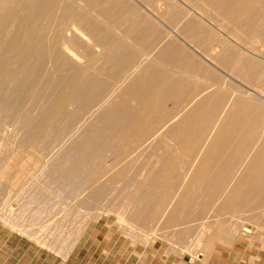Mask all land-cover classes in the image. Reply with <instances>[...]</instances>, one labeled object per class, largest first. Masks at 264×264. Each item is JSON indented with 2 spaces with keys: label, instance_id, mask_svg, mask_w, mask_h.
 Here are the masks:
<instances>
[{
  "label": "crops",
  "instance_id": "1",
  "mask_svg": "<svg viewBox=\"0 0 264 264\" xmlns=\"http://www.w3.org/2000/svg\"><path fill=\"white\" fill-rule=\"evenodd\" d=\"M104 6L111 29L121 25L120 0H104ZM136 15L135 9H128L127 16ZM170 18L169 29L157 21L166 30L158 29L154 39L141 37L138 23L125 20L135 48L128 57L119 58L117 66L123 76L137 69L139 84L154 87L153 97H145L152 100L151 106L163 108L154 107L149 115L167 127L160 132L169 142L148 146L154 152L150 155L153 165L149 163L150 189L140 198L146 203L134 218L142 234L126 240L118 230L94 224L71 253L60 258L0 227V264H188L173 257L171 249L182 247L198 233L189 225L205 224L210 215V233L198 237L201 241L196 239L207 253L198 264L251 262L249 245L238 233L253 217L260 219L264 208L259 205L264 201V58L253 56L214 24L231 23L226 17L176 14ZM114 39L128 53L123 42ZM190 119L195 128H175ZM166 133L171 138L182 135L189 145L178 142L181 136L170 141ZM191 144L196 148L190 149ZM162 216L165 239H142Z\"/></svg>",
  "mask_w": 264,
  "mask_h": 264
},
{
  "label": "rangeland",
  "instance_id": "2",
  "mask_svg": "<svg viewBox=\"0 0 264 264\" xmlns=\"http://www.w3.org/2000/svg\"><path fill=\"white\" fill-rule=\"evenodd\" d=\"M67 1L73 5L75 12L84 15L89 23L108 25V19L105 21L96 11L87 12L85 5L81 1L63 0L61 3ZM220 2L223 3L222 0H152L149 3L144 0H120L123 8H121V14L118 17L122 18L120 21L134 20L139 25L136 29L138 30L137 33H141V37L144 35L150 37L151 35L152 39H154L156 37L155 32L158 29H164L165 25L169 29L171 26V23L169 24L170 16L176 14H186V17L204 14H220V16H223L218 13L219 9L225 8V5L219 6ZM243 5H247L249 9L256 7V14L262 16L264 14V3L261 1H251L250 4L248 0H244ZM129 8L135 9L138 15L127 16ZM226 18L230 19L229 17ZM124 21L121 22V25L117 24L112 28V34L113 37L123 42L125 48L129 49L128 54H131L135 48V43L133 38L126 33L128 23ZM157 21L164 24V26ZM214 24L219 25L222 30H226L225 34L229 35L235 43L243 46L252 54H257L264 58V37H260V33H257L259 26L255 31H251V25L249 28L244 17L231 23L215 22ZM223 25L226 27L224 28ZM100 52L102 53V50ZM103 55H106L105 52L102 55L100 54V56ZM88 63H91L90 58ZM129 73V75L132 74L131 72ZM126 78L122 75L120 80L112 82L110 78H106L105 72L104 80L107 84L109 83V92L107 91L108 93L105 96L106 100L110 99L112 101L119 92L122 93L121 91L125 89L123 85L127 82ZM111 85L112 87H110ZM115 90L116 95L114 96L111 93H114L113 91ZM107 95L110 96L108 97ZM12 123L5 120L0 125L1 228L14 236L34 243L39 249L60 258L69 255L83 239L84 233L94 224L102 223L108 229L118 230L126 240H131L138 233L142 234V232H138L134 218L146 203V200L140 198L148 195L149 163L150 160H153L150 155L154 156V152L148 150V145L164 141L161 134L164 127L158 120L153 122V125L149 128L152 130L160 129L158 133L151 135L147 131V134L141 137V140L137 139L140 145L137 143L138 145L128 146L127 150H124L127 145H123L124 148L120 147L118 149L119 153L117 150L112 154H108L110 150L104 151L100 157H93V160L84 162L80 160L81 157L74 160L72 155H70V159L69 155H67L68 153L66 154L67 149L70 147L67 146L66 148V145H73V143L75 144L79 141L82 129H71V133L70 131H65L68 132L67 134L63 132L60 135L59 133V140L56 138L57 142L54 145L55 140L48 143L43 141L47 144L41 142L32 147H20L19 144L22 141L23 134L20 130L15 129ZM169 125L170 121L168 122ZM57 144L60 147L54 149L53 146ZM62 147L64 148L62 149ZM130 148H133L134 152ZM110 152H113V150ZM65 154L69 158H67L68 160L63 158ZM116 155H119L120 159ZM58 158L59 160H57ZM99 158L103 161H100ZM69 160L73 161V163L68 162ZM79 160L80 163L78 162ZM88 165L91 166L89 167ZM65 172L69 176L73 175V177H68ZM93 188L95 191H92L94 190ZM100 189L103 190L101 195L98 193ZM259 205L264 207V204ZM262 213L260 219L253 217L250 223L242 226V228H253V235L244 236L241 231L238 233L239 237L246 239L247 245H249L246 251L247 258H250L251 262L243 264H264V208ZM163 218V216L160 217L150 235H146L142 239H165ZM212 219L213 217L210 215L207 217L205 224L199 223L196 225L192 223L189 225L192 228H196L198 233L187 239L182 247H172L171 255L178 259H186V261L189 255L200 253L202 257L206 256V249L200 248L198 244L202 236H205L204 234L210 233L211 228L209 225L211 223L209 221ZM197 238L199 243L196 241ZM201 261L202 259L194 262V264H198Z\"/></svg>",
  "mask_w": 264,
  "mask_h": 264
},
{
  "label": "bare ground",
  "instance_id": "3",
  "mask_svg": "<svg viewBox=\"0 0 264 264\" xmlns=\"http://www.w3.org/2000/svg\"><path fill=\"white\" fill-rule=\"evenodd\" d=\"M61 1L63 0H0V125L5 120L13 122L15 129L23 134L20 147H32L43 141L48 143L55 140L54 145L57 142L56 138L59 140V133L61 135L65 131L71 133V129H82L79 141L73 145H66V148L70 146L66 154L68 153L69 158L72 155L74 160L81 157L80 160L83 162L93 160V157H100L104 151L113 150L108 152L112 154L123 145H127L124 150H127L128 146L138 145L137 139L141 140V137L151 130L149 128L153 122H156L155 117L150 116L152 110L154 107L161 108L160 104L159 107L151 106L152 100L146 99L149 96L153 97L154 87L139 84L138 78H135V74L138 73L136 69L131 71V75L129 73L125 76L129 83L123 85L125 89L121 91L122 93H117L119 97L115 90L111 94L116 95V98L111 99L112 101L106 100L109 83L104 80L105 72L106 78H110L112 82L120 80L121 69L117 68L121 65L119 58L121 59L123 55L128 57L129 54L124 53L121 44L116 42L109 24L89 23L84 15L75 12L72 4ZM79 1L85 5L87 12L96 11L106 21L107 8L104 6V0ZM222 1L219 6L225 5V8L219 9L218 13L223 17H229L232 22L244 17L249 28L251 25V31H255L259 26L257 33H260V37H264V14L263 16L256 14V7L247 8V5H243L244 0ZM251 1L264 3V0H248V3L251 4ZM103 52L106 55L100 56ZM253 55L260 57L257 54ZM261 97L264 99L263 96ZM172 112L170 114H173ZM161 118H164L163 115ZM217 119L221 120L219 117ZM197 120L199 118L195 119ZM192 122L193 120L190 119L174 127L195 128V123ZM196 124L199 125L200 122ZM220 125L219 121L217 126ZM259 128H262L261 124ZM165 135L167 139L171 138L167 133ZM175 135L181 136L178 142H181L182 146L189 145L182 135ZM177 137L172 135L173 139ZM172 138L170 141H173ZM44 142L43 144H47ZM156 144L158 146V142ZM57 145L53 146L54 149L60 147ZM196 146L191 144L190 149ZM134 149L132 148L131 151L134 152ZM66 154L64 159L68 158ZM68 162L73 163L71 160ZM102 191L99 190V195ZM260 204H264V201Z\"/></svg>",
  "mask_w": 264,
  "mask_h": 264
},
{
  "label": "built area",
  "instance_id": "4",
  "mask_svg": "<svg viewBox=\"0 0 264 264\" xmlns=\"http://www.w3.org/2000/svg\"><path fill=\"white\" fill-rule=\"evenodd\" d=\"M241 232L244 236H251L254 234V229L251 227H243L241 229ZM201 258H202V255L200 253H197L195 255H189L187 257V262L188 264H194V262L200 261Z\"/></svg>",
  "mask_w": 264,
  "mask_h": 264
}]
</instances>
